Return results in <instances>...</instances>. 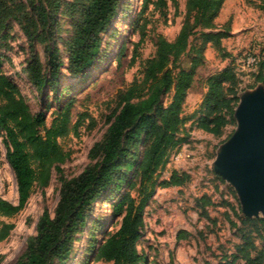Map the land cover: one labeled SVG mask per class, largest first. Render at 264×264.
I'll return each mask as SVG.
<instances>
[{
	"label": "trees",
	"instance_id": "1",
	"mask_svg": "<svg viewBox=\"0 0 264 264\" xmlns=\"http://www.w3.org/2000/svg\"><path fill=\"white\" fill-rule=\"evenodd\" d=\"M224 1L187 0L185 17L176 37L172 40L157 37L156 54L147 60L142 77L134 78L118 92L115 106L106 117L105 133L89 149L91 161L77 175L60 177L53 214L44 210L39 215L35 234L27 239L24 251L11 264H66L73 252L74 235L86 226L92 204L106 191L119 190L123 183L127 191L114 205V215L121 217L120 225L106 232L94 259L112 264L146 263V254L138 249L144 208L157 187L181 186L189 179L187 172L178 169H172L168 177L158 179L157 175L168 162L171 151L187 139L183 106L196 67L202 61L203 47L209 42L220 46L222 38L228 36V29L216 30L215 20ZM118 3L119 0H74L66 5L65 11L72 17L71 35L66 43L67 72L71 77L79 76L95 60L101 47L100 34L110 24ZM62 5L63 0H0V41L7 37L8 21L14 20L25 35L30 52L23 70L37 90L48 88L54 94L63 66L54 37ZM259 7L264 9V0ZM194 34L200 39L198 46L191 43ZM36 43L44 44L45 62L35 51ZM190 51L194 55L188 67L176 64ZM251 54L257 58L251 73L253 80L264 83V41L259 52ZM136 55L134 50L133 57ZM1 62L0 132L4 134L7 162L15 174L18 201L13 203L0 195V216H12L25 206L35 183L46 185L53 168L61 172L60 164L69 153L58 139L70 130L73 102L59 106L47 126L44 112H31L17 84L1 69ZM240 82L233 63L207 78L203 112L197 120L199 128L216 136L223 133L233 120ZM168 93L170 100L164 104ZM197 205L200 216L212 224L216 218L210 216L208 207H227L223 215L239 234L233 249L222 251L216 262L205 264H238L239 261L264 264V248L247 231L249 225L253 226L256 235L264 239L263 218L245 217L239 214L237 203L226 199L216 203L205 193L197 199ZM13 228V223L1 222L0 241ZM200 235L203 236L201 230Z\"/></svg>",
	"mask_w": 264,
	"mask_h": 264
},
{
	"label": "rangeland",
	"instance_id": "2",
	"mask_svg": "<svg viewBox=\"0 0 264 264\" xmlns=\"http://www.w3.org/2000/svg\"><path fill=\"white\" fill-rule=\"evenodd\" d=\"M72 1L63 0L57 14L58 29L54 37L63 66L56 94L48 88L37 90L23 70L30 52L26 37L14 20L8 21L7 37L0 41L1 69L17 84L31 112H44L47 126L59 106L73 102L70 130L58 139L61 147L69 153L60 164L61 172L53 168L46 185L34 184L21 210L12 216H0V223L14 224L9 236L0 241V264H11L24 251L27 239L35 234L36 221L44 210L53 214L59 197L60 177L77 175L91 161L89 149L105 133L108 127L106 117L115 106L118 92L134 78L142 77L147 60L156 54L159 35L169 40L176 37L185 17L187 2L119 0L114 17L100 34L101 47L95 60L79 76L71 77L67 72L66 43L71 35L72 17L65 7ZM262 2L225 0L216 17V30L226 28L228 36L222 38L220 46L209 42L203 47L202 61L196 67L183 106V115L187 117V139L171 151L168 162L157 175L161 179L168 177L172 169H178L187 172L189 179L181 186L157 187L145 206L144 228L138 241V249L147 257L145 264L214 263L222 251L233 249V244L238 241L237 228L223 215V207L208 208L209 213L216 217V223L212 224L200 216L197 205V199L203 193L216 201L225 197L237 203L239 214L248 217L233 186L224 178H218L212 167L218 147L237 127L236 117L233 115L232 122L225 126L220 136L199 128L197 120L203 112L207 78L229 63H233L239 72V93L256 86L252 70L246 66V58L248 54L258 53L264 41V9L259 7ZM190 39L193 45H200L196 34ZM43 48V43L35 44V51L45 62ZM134 50H137L135 58ZM192 55L194 52L190 51L188 55L181 56L176 64L188 67ZM170 96L171 93L165 96L164 104L169 102ZM6 148L4 134L0 132V195L17 203L16 179L6 159ZM141 151L142 148L139 153ZM126 191L127 186L123 183L119 190L106 191L92 204L86 226L74 235L73 252L66 264H112L95 260L94 256L106 232L114 231L120 225L121 217L114 215V205ZM131 194L135 196L136 191L132 189ZM231 218L236 221L233 214ZM248 218L264 219L263 216ZM237 223L240 225V221ZM248 230L264 248V239L256 235L253 226L249 225Z\"/></svg>",
	"mask_w": 264,
	"mask_h": 264
},
{
	"label": "water",
	"instance_id": "3",
	"mask_svg": "<svg viewBox=\"0 0 264 264\" xmlns=\"http://www.w3.org/2000/svg\"><path fill=\"white\" fill-rule=\"evenodd\" d=\"M237 97V127L212 165L233 186L245 215L264 217V86L260 82Z\"/></svg>",
	"mask_w": 264,
	"mask_h": 264
},
{
	"label": "crops",
	"instance_id": "4",
	"mask_svg": "<svg viewBox=\"0 0 264 264\" xmlns=\"http://www.w3.org/2000/svg\"><path fill=\"white\" fill-rule=\"evenodd\" d=\"M261 81H258V82H256L257 84L258 83H260ZM262 84H263V86H264V83L263 82H261ZM256 84V85H257ZM255 87V86H254ZM238 101V100H237ZM213 162V161H212ZM212 167H213V165H212ZM217 173V172H216ZM218 174V173H217ZM218 176L219 177H221L219 174H218ZM227 183H229V182H227ZM231 185V184H230ZM204 194V193H203ZM206 194V193H205ZM236 195H237V193H236ZM201 196V195H200ZM211 196V195H210ZM211 198H212V200H214L216 203H218L219 201H221L222 199H226V200H228V201H230V202H232L233 204H235V202H233L232 200H230L229 198H225V197H221V199L219 200V201H216L215 199H213V197L211 196ZM237 198H238V196H237ZM238 200H239V198H238ZM238 202H240V201H238ZM210 207H223L224 208V211L223 212H225L226 210H228V208L227 207H225L224 205H216V206H210ZM209 208V207H208ZM209 212V211H208ZM210 214V213H209ZM210 216L211 217H213L211 214H210ZM216 218V217H215ZM240 262H242V261H240ZM238 263V264H244V262H242V263Z\"/></svg>",
	"mask_w": 264,
	"mask_h": 264
},
{
	"label": "built area",
	"instance_id": "5",
	"mask_svg": "<svg viewBox=\"0 0 264 264\" xmlns=\"http://www.w3.org/2000/svg\"><path fill=\"white\" fill-rule=\"evenodd\" d=\"M246 61H247L246 66L249 67V70H253L257 62L256 56L253 54H248Z\"/></svg>",
	"mask_w": 264,
	"mask_h": 264
}]
</instances>
